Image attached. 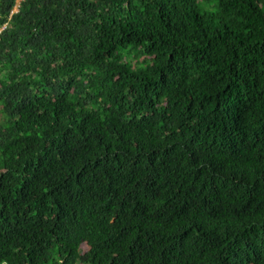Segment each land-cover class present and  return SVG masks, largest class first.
<instances>
[{"label":"trees","instance_id":"1","mask_svg":"<svg viewBox=\"0 0 264 264\" xmlns=\"http://www.w3.org/2000/svg\"><path fill=\"white\" fill-rule=\"evenodd\" d=\"M0 264H264V0H0Z\"/></svg>","mask_w":264,"mask_h":264},{"label":"clouds","instance_id":"2","mask_svg":"<svg viewBox=\"0 0 264 264\" xmlns=\"http://www.w3.org/2000/svg\"><path fill=\"white\" fill-rule=\"evenodd\" d=\"M20 0H17V2H19ZM17 6H18V4L15 6V10L17 9Z\"/></svg>","mask_w":264,"mask_h":264}]
</instances>
